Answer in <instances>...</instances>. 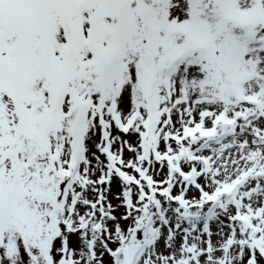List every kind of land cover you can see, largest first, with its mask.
<instances>
[{
  "label": "snow or ice",
  "instance_id": "1",
  "mask_svg": "<svg viewBox=\"0 0 264 264\" xmlns=\"http://www.w3.org/2000/svg\"><path fill=\"white\" fill-rule=\"evenodd\" d=\"M0 264H264V0H0Z\"/></svg>",
  "mask_w": 264,
  "mask_h": 264
}]
</instances>
